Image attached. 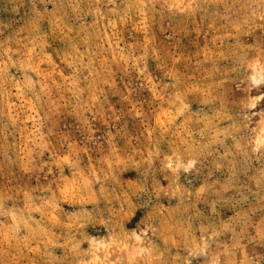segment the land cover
<instances>
[{
	"label": "rangeland",
	"instance_id": "374dc122",
	"mask_svg": "<svg viewBox=\"0 0 264 264\" xmlns=\"http://www.w3.org/2000/svg\"><path fill=\"white\" fill-rule=\"evenodd\" d=\"M0 264H264V0H0Z\"/></svg>",
	"mask_w": 264,
	"mask_h": 264
},
{
	"label": "bare ground",
	"instance_id": "6f19581e",
	"mask_svg": "<svg viewBox=\"0 0 264 264\" xmlns=\"http://www.w3.org/2000/svg\"><path fill=\"white\" fill-rule=\"evenodd\" d=\"M254 71L257 73L258 72V70H257V67L255 66L254 68ZM260 74V73H259Z\"/></svg>",
	"mask_w": 264,
	"mask_h": 264
}]
</instances>
